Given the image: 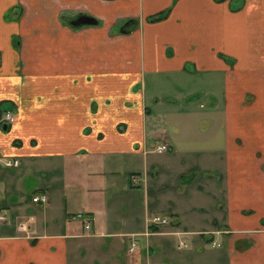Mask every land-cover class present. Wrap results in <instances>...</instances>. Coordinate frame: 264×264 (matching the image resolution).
Wrapping results in <instances>:
<instances>
[{
	"label": "crops",
	"instance_id": "obj_1",
	"mask_svg": "<svg viewBox=\"0 0 264 264\" xmlns=\"http://www.w3.org/2000/svg\"><path fill=\"white\" fill-rule=\"evenodd\" d=\"M5 112L0 264H264V0H0Z\"/></svg>",
	"mask_w": 264,
	"mask_h": 264
},
{
	"label": "built area",
	"instance_id": "obj_2",
	"mask_svg": "<svg viewBox=\"0 0 264 264\" xmlns=\"http://www.w3.org/2000/svg\"><path fill=\"white\" fill-rule=\"evenodd\" d=\"M12 121H13V115L10 112H5L2 114V117L0 119V125H3V124L9 125V123H12ZM167 151H168V146L166 144H159L155 147V152L157 154H163V153H166ZM0 163L3 167H5L7 169L16 168L19 166L18 160H14V159H10V158L2 159L0 161ZM137 179H138L137 176H131L130 177L131 185H135L137 183ZM32 202L33 203H39L41 205H48V202H49L48 194L46 192L37 194L32 198ZM77 217L81 218L82 216L78 215ZM7 219H8L7 212L1 211L0 212V223L7 222ZM168 225H170V218L169 217H166L163 215H158V214L152 215L147 220V233H145V235L146 236L148 235V233H149L148 230L151 227L160 228V227H166ZM85 228L86 229L89 228V222L86 224ZM18 230L20 232L25 233V232H27L28 227L26 224L20 223V224H18ZM178 236H180V235H178ZM219 246H220L219 244L212 242L213 248L214 247L218 248ZM136 248H137L136 241H133L132 244L130 245V248L128 249V253H133ZM183 248H186V243L180 242L177 245V249L180 250Z\"/></svg>",
	"mask_w": 264,
	"mask_h": 264
},
{
	"label": "water",
	"instance_id": "obj_3",
	"mask_svg": "<svg viewBox=\"0 0 264 264\" xmlns=\"http://www.w3.org/2000/svg\"><path fill=\"white\" fill-rule=\"evenodd\" d=\"M84 25H90V26H95L97 25V21L94 18L88 17V16H81L78 18L77 21L72 23V26L74 27H79V26H84ZM2 130L6 131L7 130V125L3 124L2 125Z\"/></svg>",
	"mask_w": 264,
	"mask_h": 264
},
{
	"label": "rangeland",
	"instance_id": "obj_4",
	"mask_svg": "<svg viewBox=\"0 0 264 264\" xmlns=\"http://www.w3.org/2000/svg\"><path fill=\"white\" fill-rule=\"evenodd\" d=\"M119 49L120 48L118 46H116V50L114 52V56H116L117 58L119 57L120 54H123V51H119ZM44 54L47 55V61L51 59V57H48L49 50H46V52H44ZM123 55L125 56V54H123ZM87 57H89V56L88 55L87 56H85V55L82 56L83 59H85ZM19 140L21 142L22 139L19 138ZM250 167H254V165L249 164V163H243V164H241L242 171H245V169L250 168ZM262 170L264 171V164L262 165Z\"/></svg>",
	"mask_w": 264,
	"mask_h": 264
},
{
	"label": "flooded vegetation",
	"instance_id": "obj_5",
	"mask_svg": "<svg viewBox=\"0 0 264 264\" xmlns=\"http://www.w3.org/2000/svg\"><path fill=\"white\" fill-rule=\"evenodd\" d=\"M79 17H81V16H76V17H74L72 20H70V25H72V23H74L75 21H77ZM132 24H133L132 21H127L126 23H124V24L122 25V30H123V31L126 30V32H124V33H128V32H127V31H128V28H129L130 25H132Z\"/></svg>",
	"mask_w": 264,
	"mask_h": 264
},
{
	"label": "trees",
	"instance_id": "obj_6",
	"mask_svg": "<svg viewBox=\"0 0 264 264\" xmlns=\"http://www.w3.org/2000/svg\"><path fill=\"white\" fill-rule=\"evenodd\" d=\"M163 15H164V14H163ZM163 15H162V14L157 15V17H153L151 20H153V21H159V20H162V19L164 18ZM132 23H135V22L132 21ZM133 26H134L133 24L130 25V27L128 28V31H127V32L132 31ZM7 127H8V126H7Z\"/></svg>",
	"mask_w": 264,
	"mask_h": 264
}]
</instances>
